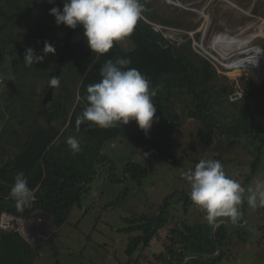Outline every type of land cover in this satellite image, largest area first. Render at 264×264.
Returning <instances> with one entry per match:
<instances>
[{
	"label": "trees",
	"instance_id": "trees-1",
	"mask_svg": "<svg viewBox=\"0 0 264 264\" xmlns=\"http://www.w3.org/2000/svg\"><path fill=\"white\" fill-rule=\"evenodd\" d=\"M141 3L145 11L128 36L135 43V48L126 51L114 41L107 53L99 55L92 53L88 47L82 26L71 29L56 25L55 18L49 12L53 7L62 10V0H0V36L10 27L25 21V17L40 12L45 16L48 13L51 21L41 28L36 39L20 41V35L15 34L11 43L7 40L10 47L0 44V215L8 211L24 218L33 211H42L53 216L59 228L66 222L72 208L81 205L82 196L87 192V181L97 173L100 163L107 161L106 157L100 155L109 141L130 139L150 145L158 154L164 153L156 139L152 142L149 140V134L160 120L169 121L170 128L180 124L184 116L173 108L176 98L185 101V114L198 122V136L202 141L212 145L217 138L224 137L234 143L245 142L253 157L250 173L258 168L264 155V81L260 84L244 82L242 97L233 99L237 89L218 82V74L206 57L195 53L196 57L193 58L186 52L184 43L176 44L154 26V23L172 26L176 23L175 19L162 15L150 0H141ZM176 25H179L178 22ZM75 32H80L85 38L82 49L70 48V40ZM200 37L201 32L196 33V38ZM121 41L124 43L126 38ZM45 42L54 46V54H44ZM29 47L44 57L42 62L25 65L24 53ZM67 49L70 57L63 60ZM117 58L129 59L131 63L127 67L136 68L145 75L150 91L155 92L153 103L159 120L154 119L147 135L134 120L128 125L118 123L116 127L107 129L87 121L77 127V119L82 116L88 103V85L100 82V70L104 63L108 60L115 62ZM53 76H58L60 84L53 88L52 99L44 103L50 87L48 81ZM48 107L54 111L51 125L58 130L59 136L45 155L25 173L15 167L14 162L29 144L42 110ZM250 107L253 111H250ZM68 137H75L81 142L80 152L73 154L66 143ZM148 169V165L131 160L125 166V174L139 180L150 173ZM21 173L34 194L32 202L23 211L17 209L10 195L14 178ZM249 175L245 177L246 181ZM188 199L190 196L184 201L186 205ZM248 207L245 198L243 213L246 214ZM127 223L120 231L132 233L126 248L129 260L121 264H137L142 258L143 249L149 246L158 230L168 221L162 212L156 215L141 214ZM258 229L264 235V228ZM234 231L239 233L242 241L248 242L250 233L246 229ZM198 233H184L182 251L166 248L157 258L166 260V255H170L171 264H179L189 252L215 253L217 247L210 236V223ZM232 235L226 224H220L216 230L223 248ZM59 236V232H55L49 239L37 238L31 244L19 231L0 229V264H34L46 241L51 242ZM223 256L212 260L194 258L187 264H219Z\"/></svg>",
	"mask_w": 264,
	"mask_h": 264
},
{
	"label": "rangeland",
	"instance_id": "rangeland-1",
	"mask_svg": "<svg viewBox=\"0 0 264 264\" xmlns=\"http://www.w3.org/2000/svg\"><path fill=\"white\" fill-rule=\"evenodd\" d=\"M150 1L162 15L174 18L179 24L164 26L153 22L155 28L162 30L176 44L184 43L186 52L193 58L196 57L195 53L206 57L218 74V82L237 89L233 99L242 97L241 87L244 82L260 84V81H264V55L257 63L261 52L238 56L235 47L220 42L216 44L214 41L229 36L235 39L241 37L243 40L260 37L259 42H262L264 0ZM49 16L48 13L45 16L40 12L25 17V21L10 27L0 36V44L10 47L7 40L11 43L15 34L20 35V41L36 39L41 28L51 22ZM198 32H201V37L197 39ZM124 38V43L122 39L117 43L123 49L133 50L135 43L128 36ZM245 47L243 45L241 48ZM241 48L238 47L239 50ZM173 104L174 110L184 116L180 124L170 128L169 121L160 120L149 134L151 142L157 140L161 144L163 154H158L146 143L130 139L109 141L100 155L106 157L107 161L101 162L97 173L87 181V192L82 196L81 205L72 208L65 223L57 228L50 216L38 211L24 217L26 223L31 221V229L35 228L25 236L29 243L34 244L37 238L49 239L55 232L60 235L51 242L46 241L38 256L43 260L35 261V264L127 262L129 256L126 248L132 233L120 230L128 225L129 219L141 214L156 215L162 212L168 223L158 230L149 246L143 249L142 258L137 264H171L170 255H166V260H159L157 255L165 252L166 248L182 251L184 233L196 234L210 223L204 219L205 213L191 199H188L187 205L184 202L191 192L185 173L194 170L193 167L202 159H216L222 163L228 177L241 186L245 185V177L251 175L253 159L249 145L245 142L234 143L224 137L217 138L212 145L206 144L198 136V122L185 114V101L176 98ZM252 107L250 111H253ZM131 160L148 165L150 173L141 176L139 180L132 179L125 174V166ZM259 183H264V171L245 198L253 193ZM244 215L250 221V225L245 228L250 233L248 243H243L239 233L234 231L236 229H232L233 235L222 247L225 256L222 254L223 259L219 264H240L239 260H243V264L264 263V235L258 229L264 228V207H248ZM260 238L262 240L259 242Z\"/></svg>",
	"mask_w": 264,
	"mask_h": 264
},
{
	"label": "clouds",
	"instance_id": "clouds-1",
	"mask_svg": "<svg viewBox=\"0 0 264 264\" xmlns=\"http://www.w3.org/2000/svg\"><path fill=\"white\" fill-rule=\"evenodd\" d=\"M62 2V10L53 7L49 12L55 18L56 25H65L71 29L82 26L88 47L92 53L99 55L107 53L114 41L131 35L145 11L141 0ZM43 52L54 54L55 48L45 42ZM262 55L264 51L257 57V63ZM43 58L29 47L25 49L23 61L26 66H32L42 62ZM130 63L127 58L104 63L100 70L101 81L87 87L88 103L82 116L77 119V127L87 121L107 129L116 127L118 123L128 125L134 120L145 135L149 133L154 119L157 122L159 120L153 103L155 92L150 91L149 80L145 75L136 68L127 67ZM48 84L50 88L58 87V76L51 77ZM66 143L73 154L80 152L81 142L77 138L68 137ZM185 177L191 185L190 199L205 213L204 219L210 223L217 217H231L233 222L239 219L238 206L242 203L245 189L226 175L219 160L202 159L194 170L185 173ZM10 195L19 211H23L32 202L34 194L22 173L15 176ZM247 203L251 208L264 207V183L256 185Z\"/></svg>",
	"mask_w": 264,
	"mask_h": 264
},
{
	"label": "water",
	"instance_id": "water-1",
	"mask_svg": "<svg viewBox=\"0 0 264 264\" xmlns=\"http://www.w3.org/2000/svg\"><path fill=\"white\" fill-rule=\"evenodd\" d=\"M133 42V41H132ZM134 43V42H133ZM255 44L256 42H252ZM85 44V38L82 36L80 32H75L70 40V48L71 49H82ZM264 47V43L262 44ZM126 51H132L125 49ZM69 50L67 49L62 56L63 60L69 59ZM259 83V82H258ZM261 83V81H260ZM53 96V88L48 89L45 97H44V103H47ZM54 111L44 108L38 117L33 133L31 135L29 144L23 151L21 157L14 162V166L21 169L25 173H28L32 166L36 163V161L49 150V147L51 144H53L58 136L59 132L56 130L52 125L51 121L53 118ZM264 171V155L261 160V163L259 164L258 168L251 173L249 179L245 183L244 186H242L245 191L242 194L243 199L241 205L238 206V212H239V219L235 222L232 221L231 217H217L214 222L210 225V236L214 242V244L217 247V250L215 253H202V252H189L183 256L179 264H186L190 259L194 258H202L207 260H212L219 258L223 254L222 245L219 242L217 236H216V230L220 224L226 223L232 228L236 230H242L247 227V225L250 223L248 218L244 215L242 210V204L243 201L247 195V192L250 190V188L255 184L257 178L261 175V173ZM40 214H44L46 216H50L51 219L54 222V225L57 226V223L53 216L50 214L44 213L42 211H38Z\"/></svg>",
	"mask_w": 264,
	"mask_h": 264
},
{
	"label": "bare ground",
	"instance_id": "bare-ground-1",
	"mask_svg": "<svg viewBox=\"0 0 264 264\" xmlns=\"http://www.w3.org/2000/svg\"><path fill=\"white\" fill-rule=\"evenodd\" d=\"M259 38L260 37H256L253 40H243V39H241V37L238 38V39H235V38H231L229 36H224L223 40H221V41L214 40V41H215L216 44H218L220 42L222 45L225 44V45H231L232 47H235L234 50L238 51L237 55L238 56H240V55L243 56V55H247V54H250V53H253V52H262V51H264L263 45L260 44V43H264V40L262 42H259V41H261V39H259ZM252 42H256V43L253 44ZM215 43H213V44H215ZM243 45H246V47L245 48H241V47H243ZM238 47L241 48V50H239ZM229 63H232V61H230Z\"/></svg>",
	"mask_w": 264,
	"mask_h": 264
},
{
	"label": "built area",
	"instance_id": "built-area-1",
	"mask_svg": "<svg viewBox=\"0 0 264 264\" xmlns=\"http://www.w3.org/2000/svg\"><path fill=\"white\" fill-rule=\"evenodd\" d=\"M30 222L31 221H28V223H26V219L19 217L17 215H14L13 213H10L8 211H4L0 215V229L1 230H5V231L15 230V231H19L25 236L29 235L35 229V228L31 229Z\"/></svg>",
	"mask_w": 264,
	"mask_h": 264
},
{
	"label": "crops",
	"instance_id": "crops-1",
	"mask_svg": "<svg viewBox=\"0 0 264 264\" xmlns=\"http://www.w3.org/2000/svg\"><path fill=\"white\" fill-rule=\"evenodd\" d=\"M248 225H250V223H249ZM248 225H247V226H248ZM226 227H227V229H228L229 232H230V230H231L230 233L232 234V229H234V228L229 227V225H226ZM233 232H234V231H233ZM22 235H23L24 238H25V235H24V234H22ZM243 243H246V244H247L248 242H244V241H243ZM42 260H43V259H42L41 257H39V258L36 259V261H38V262H40V261H42ZM238 262H240V264H243L244 261H243V260H239ZM34 264H35V263H34ZM249 264H251V263H249ZM263 264H264V263H263Z\"/></svg>",
	"mask_w": 264,
	"mask_h": 264
}]
</instances>
